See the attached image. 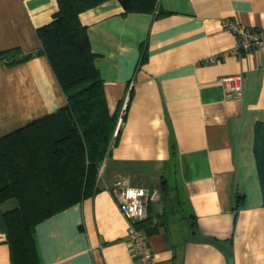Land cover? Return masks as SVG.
Listing matches in <instances>:
<instances>
[{
	"label": "crops",
	"instance_id": "obj_1",
	"mask_svg": "<svg viewBox=\"0 0 264 264\" xmlns=\"http://www.w3.org/2000/svg\"><path fill=\"white\" fill-rule=\"evenodd\" d=\"M58 10L57 0H0V53H34L15 65L0 54V137L67 103L48 57L35 54L37 28ZM226 18L264 30V0H159L152 13H127L107 0L80 14L110 113L119 119L132 98L93 194L37 224L42 264H137L115 195L125 184L159 190L140 224L159 264H264L255 152L264 48L235 52ZM236 74L241 91L228 96L222 78ZM171 169L176 184L167 179ZM0 264H12L1 229Z\"/></svg>",
	"mask_w": 264,
	"mask_h": 264
},
{
	"label": "trees",
	"instance_id": "obj_2",
	"mask_svg": "<svg viewBox=\"0 0 264 264\" xmlns=\"http://www.w3.org/2000/svg\"><path fill=\"white\" fill-rule=\"evenodd\" d=\"M57 1L59 10L52 21L37 28L41 49L35 54L48 57L67 103L0 137V229L7 236L12 264H42L37 224L93 194L100 168L121 135L120 128L114 136L118 114L109 111L104 79L80 19L83 11L107 0ZM119 1L127 13L155 12L159 2ZM0 54L8 65L34 56L19 47ZM146 60L144 49L139 68ZM131 98L132 93L126 110ZM255 152L264 193V123L256 126ZM14 198L17 206L2 209ZM242 198L236 195L235 208Z\"/></svg>",
	"mask_w": 264,
	"mask_h": 264
},
{
	"label": "built area",
	"instance_id": "obj_3",
	"mask_svg": "<svg viewBox=\"0 0 264 264\" xmlns=\"http://www.w3.org/2000/svg\"><path fill=\"white\" fill-rule=\"evenodd\" d=\"M223 27L237 36L235 52H242L252 48H264V30L256 29L242 24L241 22L226 18ZM240 74L229 75L222 78L228 96L238 95L241 91ZM124 106L119 117L114 132L116 136L123 124L126 114ZM115 195L120 210L129 221V241L131 244L132 255L137 264H159L152 249L148 233L137 225L147 217L148 207L152 201L159 198L158 189H149L145 186L125 184L115 190Z\"/></svg>",
	"mask_w": 264,
	"mask_h": 264
},
{
	"label": "rangeland",
	"instance_id": "obj_4",
	"mask_svg": "<svg viewBox=\"0 0 264 264\" xmlns=\"http://www.w3.org/2000/svg\"><path fill=\"white\" fill-rule=\"evenodd\" d=\"M167 179L172 183V184H176L177 182V179H176V176H175V173L174 171H170V173H168L167 175ZM18 202L17 200L14 198V199H11L5 203H3L2 207L3 209L7 210V209H11V208H14L15 206H17ZM184 211V209L180 208L178 205H177V214H182Z\"/></svg>",
	"mask_w": 264,
	"mask_h": 264
},
{
	"label": "water",
	"instance_id": "obj_5",
	"mask_svg": "<svg viewBox=\"0 0 264 264\" xmlns=\"http://www.w3.org/2000/svg\"><path fill=\"white\" fill-rule=\"evenodd\" d=\"M230 264H233V261H231Z\"/></svg>",
	"mask_w": 264,
	"mask_h": 264
}]
</instances>
